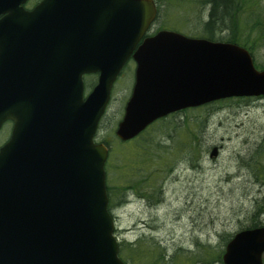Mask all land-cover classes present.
Here are the masks:
<instances>
[{
	"label": "water",
	"instance_id": "95a60500",
	"mask_svg": "<svg viewBox=\"0 0 264 264\" xmlns=\"http://www.w3.org/2000/svg\"><path fill=\"white\" fill-rule=\"evenodd\" d=\"M0 0V264H124L107 210L108 148L95 142L111 89L135 62L115 135L171 113L264 95V71L235 44L147 32L154 0ZM97 74L84 95L83 76ZM216 155L212 150L210 157ZM264 226L236 233L222 264H263Z\"/></svg>",
	"mask_w": 264,
	"mask_h": 264
},
{
	"label": "rangeland",
	"instance_id": "374dc122",
	"mask_svg": "<svg viewBox=\"0 0 264 264\" xmlns=\"http://www.w3.org/2000/svg\"><path fill=\"white\" fill-rule=\"evenodd\" d=\"M161 24L159 20L156 27ZM182 25L170 23V26ZM189 25L193 29L197 27ZM190 35L194 33L191 31ZM251 54L258 66H264V41ZM133 69L134 64L129 62L113 85L110 103L99 126L98 140L109 139L122 117L123 105L133 85ZM92 79L94 83L95 76H87L86 83ZM213 110L206 129V151L197 164L191 165L182 158L174 163L164 183L161 182V202L149 205L129 195L116 209L115 236L119 241L133 242L146 235L162 245L167 244L171 251L177 247L191 250L196 239L216 245L219 236L232 235L249 224L255 201L264 197V181L253 174L248 177L240 163L246 164L256 158L255 152L264 138V99L219 102L213 105ZM9 130L5 125L1 128L0 144L8 137ZM220 144L223 147L219 156L210 159V149ZM261 182L263 184H259Z\"/></svg>",
	"mask_w": 264,
	"mask_h": 264
},
{
	"label": "trees",
	"instance_id": "16d2710c",
	"mask_svg": "<svg viewBox=\"0 0 264 264\" xmlns=\"http://www.w3.org/2000/svg\"><path fill=\"white\" fill-rule=\"evenodd\" d=\"M155 2L157 16L152 33L160 29L182 33L185 30L184 34L191 36L192 31V37L236 44L250 52L264 41V0ZM159 20L162 24L156 27ZM171 22L183 25L170 26ZM189 23L197 27L193 29ZM255 66L264 70V66L256 63ZM214 112L212 104L176 112L158 120L128 142L119 141L114 132L110 133L109 139L100 138L98 141L109 148L105 164L109 213L114 215L129 195H135L149 205L159 204L163 197L162 183L174 163L182 158L191 165L197 164L206 151V129ZM256 153L261 160L258 161V157L245 166L255 178L264 180V138ZM248 221L243 228L264 226V197L255 201ZM231 237L227 234L219 236L216 245L196 239L191 250L177 247L171 251L167 244L162 245L153 237L141 235L133 242L120 241L119 257L125 264H221L224 247Z\"/></svg>",
	"mask_w": 264,
	"mask_h": 264
},
{
	"label": "flooded vegetation",
	"instance_id": "af4514ba",
	"mask_svg": "<svg viewBox=\"0 0 264 264\" xmlns=\"http://www.w3.org/2000/svg\"><path fill=\"white\" fill-rule=\"evenodd\" d=\"M42 0H28L25 4H24V9L26 10H32L37 4H39ZM10 123V122H7ZM11 124V123H10ZM3 145V143L1 144ZM218 149L221 151L223 145H217ZM219 156V153L212 157L211 159L215 160L217 157ZM256 157H258V155H256ZM240 165H242V167L244 168V170L246 171L245 173L247 174L248 177L251 176V174H249L250 170L246 169V166L242 163H240ZM236 166H238V163L236 164Z\"/></svg>",
	"mask_w": 264,
	"mask_h": 264
}]
</instances>
